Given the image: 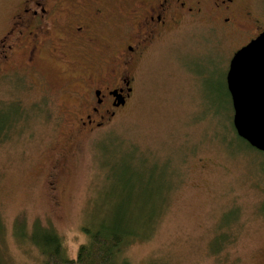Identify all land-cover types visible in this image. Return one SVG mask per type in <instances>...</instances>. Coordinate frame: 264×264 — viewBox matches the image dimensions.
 <instances>
[{
  "label": "rangeland",
  "instance_id": "obj_1",
  "mask_svg": "<svg viewBox=\"0 0 264 264\" xmlns=\"http://www.w3.org/2000/svg\"><path fill=\"white\" fill-rule=\"evenodd\" d=\"M21 1L0 0V45ZM239 12L233 26L187 17L141 47L132 96L88 129L75 59L44 56L42 84L23 48L0 63V264H45L48 229L75 258L105 224L131 236L116 264H264V152L239 139L226 80L264 30V0ZM135 28L123 21L121 42Z\"/></svg>",
  "mask_w": 264,
  "mask_h": 264
},
{
  "label": "flooded vegetation",
  "instance_id": "obj_2",
  "mask_svg": "<svg viewBox=\"0 0 264 264\" xmlns=\"http://www.w3.org/2000/svg\"><path fill=\"white\" fill-rule=\"evenodd\" d=\"M122 1L127 3L123 6ZM241 3L242 0H22L1 39L0 63L23 48L28 56L21 64L22 71L27 69L39 79L38 74L44 77L45 67H51L42 65L44 56L57 58L59 64L54 67L61 68L75 59L74 66L83 73L85 85L79 95L81 125L88 129L114 116L132 96L133 60L142 54L141 47L187 17L206 15L233 26L239 22ZM123 21L137 24L133 33L136 39L121 42ZM39 83L42 84L40 79ZM44 108L47 114H55L51 107Z\"/></svg>",
  "mask_w": 264,
  "mask_h": 264
},
{
  "label": "water",
  "instance_id": "obj_3",
  "mask_svg": "<svg viewBox=\"0 0 264 264\" xmlns=\"http://www.w3.org/2000/svg\"><path fill=\"white\" fill-rule=\"evenodd\" d=\"M226 80L238 135L264 151V31L235 52Z\"/></svg>",
  "mask_w": 264,
  "mask_h": 264
},
{
  "label": "trees",
  "instance_id": "obj_4",
  "mask_svg": "<svg viewBox=\"0 0 264 264\" xmlns=\"http://www.w3.org/2000/svg\"><path fill=\"white\" fill-rule=\"evenodd\" d=\"M17 111L19 110L15 109V112ZM1 113L0 130L6 133L8 129H11L9 115L11 113ZM241 140L245 141L249 148L255 149L243 138ZM86 231L89 241L80 245L75 258H68L65 255L60 236L52 229L46 230L42 238L37 240V244L46 258L45 264H116L114 262L115 255L121 251L124 242L131 237L121 227L110 224L102 225L94 231L90 229Z\"/></svg>",
  "mask_w": 264,
  "mask_h": 264
}]
</instances>
